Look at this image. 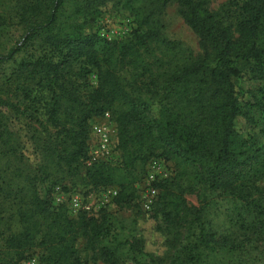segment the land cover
Here are the masks:
<instances>
[{
    "label": "trees",
    "instance_id": "16d2710c",
    "mask_svg": "<svg viewBox=\"0 0 264 264\" xmlns=\"http://www.w3.org/2000/svg\"><path fill=\"white\" fill-rule=\"evenodd\" d=\"M215 1L0 0V65H12L0 73V264H22L36 245L44 264H82L79 238L93 259L111 264L119 247L144 254L133 231L113 247L105 242V209L73 218L68 206L55 209L51 192L67 191L66 180L97 190L117 186L114 199L123 205L135 197L137 166L151 157L177 166L173 178L157 184L150 210L168 243L166 264H177L172 249L178 251L186 223L205 222L183 199L198 187L228 197L233 214L264 238L256 196L264 192V125L249 112L264 113V0ZM170 3L197 36L199 53L163 34ZM108 7L131 12L136 25L127 37L106 39L93 30ZM10 25L20 34L4 43ZM243 76L251 82L247 109L237 93ZM106 111L116 125L119 163L112 156L92 161L89 153L92 124ZM207 224L209 232L200 230L205 247L235 240ZM206 263L193 257L192 264Z\"/></svg>",
    "mask_w": 264,
    "mask_h": 264
},
{
    "label": "rangeland",
    "instance_id": "374dc122",
    "mask_svg": "<svg viewBox=\"0 0 264 264\" xmlns=\"http://www.w3.org/2000/svg\"><path fill=\"white\" fill-rule=\"evenodd\" d=\"M222 1L224 0H216L214 5L216 6ZM161 20L164 35L182 41L184 45L194 50V53L200 52L197 36L177 14L175 3H170L165 8L161 15ZM135 25L133 16L128 9L108 7L106 11L97 17V21L92 28L94 31L100 33L101 37L106 39H121L127 37ZM19 34L15 26L10 25L6 30H3L2 40L4 43H12L14 39L19 37ZM11 66L10 63L0 65V73L4 70L6 72L9 71ZM95 82V73L92 72L89 75V83L90 85H95ZM250 86L251 82L245 76L237 80L238 100L243 109H247V90ZM157 111L158 106L152 104L149 115H157ZM249 112L261 125H264V113H260L255 109H249ZM17 119L23 122L24 116L17 115ZM95 121L106 122L102 118ZM109 123L112 130L110 154L113 159H116L115 163H119L121 161L120 152L115 148L116 125L112 120H109ZM262 140L264 141V138ZM95 144V137L91 136V147L95 146ZM153 158L161 161V166L165 168L168 176L163 178L155 176L154 179L146 180L148 172L150 171L149 161ZM93 160L97 159L92 158ZM176 173L177 166L173 160L151 157L145 163L137 166L132 184L134 186L135 197L123 205L115 202L114 198L117 195L103 197V188L97 190L89 185L80 183L78 180L64 181L63 184L66 185L68 190H63L65 197H60L61 200L57 199L58 197L53 190L51 192L52 204L55 209L63 207L62 205L67 206L68 194H80L83 205L89 208H84L76 213L71 212L70 217L76 218L82 212L88 216H97L100 209H105L110 226L104 240L109 246L113 247L117 241L126 239L132 231L136 236L143 239L144 254L133 253L131 251L126 252L122 247H119L115 256L117 260L114 264H166L169 261L167 257L170 254L168 243L166 242L165 236L157 231V221L151 217L150 210L155 208L160 195L161 190L157 184L165 179L173 178ZM48 184L41 185L40 190L45 191L49 187ZM258 186L264 189V180L260 181ZM106 188L115 189L118 194L119 188L117 186H108ZM130 190L133 191L132 188ZM145 195L153 200L151 209L149 210H145L142 205V199ZM256 196L259 197L261 203V216H264V192ZM183 199L188 206L200 209L203 215V221L205 222L199 225L198 222L188 221L186 226L180 230L176 242L178 251L176 252L174 248L172 249L173 257H177L175 263L192 264L193 257L196 256L207 260L206 264H211L210 262H214V264H264V238H262V235L255 233L256 227L251 221L238 219L233 214L232 204L228 197L219 195L218 191H209L207 188L198 187L192 193L185 192ZM207 221H210L211 227L219 234H229L231 239L235 240L225 247H215L213 249L211 245L205 247V244L201 242L200 230L205 227V232H209L210 225L207 224ZM75 246L82 260V264H111L104 262L99 254L97 259H93L91 257V251H87L84 248V240L82 238L77 239ZM44 255L45 252L43 249L39 245H36L27 253L26 259L22 264H44ZM162 257L163 259L167 258V260L159 262V259Z\"/></svg>",
    "mask_w": 264,
    "mask_h": 264
},
{
    "label": "built area",
    "instance_id": "2783aa9c",
    "mask_svg": "<svg viewBox=\"0 0 264 264\" xmlns=\"http://www.w3.org/2000/svg\"><path fill=\"white\" fill-rule=\"evenodd\" d=\"M101 118L106 120V122L95 121L92 124V131L95 137V146L90 147V155L93 159H107L111 158L110 154V145H111V137L112 130L110 127V113L108 111L104 112L101 115ZM150 171L148 172V177L146 180L154 179L155 176L163 178L168 176V173L165 171V168L161 166V161L158 159H151L149 161ZM55 195H57V199L61 200L60 197L64 198L65 194L63 190L59 186H55L54 188ZM103 197L104 196H115L117 195V191L112 188H103L102 190ZM153 200L149 198L147 195L142 199V205L145 210L151 209ZM67 206L70 212L76 213L80 209L89 208L88 206L83 205L82 197L80 194L72 193L68 194Z\"/></svg>",
    "mask_w": 264,
    "mask_h": 264
}]
</instances>
